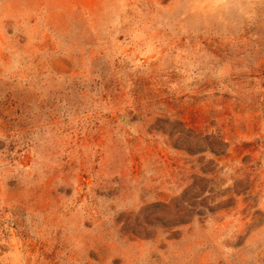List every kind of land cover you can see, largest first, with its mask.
Returning a JSON list of instances; mask_svg holds the SVG:
<instances>
[{
  "label": "rangeland",
  "instance_id": "obj_1",
  "mask_svg": "<svg viewBox=\"0 0 264 264\" xmlns=\"http://www.w3.org/2000/svg\"><path fill=\"white\" fill-rule=\"evenodd\" d=\"M0 264H264V0H0Z\"/></svg>",
  "mask_w": 264,
  "mask_h": 264
},
{
  "label": "trees",
  "instance_id": "obj_2",
  "mask_svg": "<svg viewBox=\"0 0 264 264\" xmlns=\"http://www.w3.org/2000/svg\"><path fill=\"white\" fill-rule=\"evenodd\" d=\"M200 136H201V135H200ZM210 139H212V138H210V137H208V136H204V137H203V140H204L205 142H209ZM221 145H223V146L225 145V143H224L222 140H221ZM209 146H210V147H207V149H208V150H211V148H213L214 145H209ZM216 146H217V145H216ZM225 146H226V145H225Z\"/></svg>",
  "mask_w": 264,
  "mask_h": 264
}]
</instances>
